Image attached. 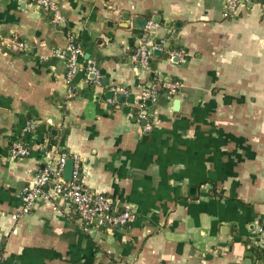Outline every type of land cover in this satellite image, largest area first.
<instances>
[{
  "label": "crops",
  "instance_id": "crops-1",
  "mask_svg": "<svg viewBox=\"0 0 264 264\" xmlns=\"http://www.w3.org/2000/svg\"><path fill=\"white\" fill-rule=\"evenodd\" d=\"M57 1L62 28L27 0H0L2 263L264 264L254 243L264 224V0L229 14L228 0ZM144 19L163 46L149 71L135 56ZM67 32L83 51L70 87ZM168 81L180 82L175 94L143 97ZM15 141L30 154L13 157ZM63 151L82 158L84 184L112 211L134 219L86 225L62 198L14 219L23 189Z\"/></svg>",
  "mask_w": 264,
  "mask_h": 264
},
{
  "label": "built area",
  "instance_id": "built-area-1",
  "mask_svg": "<svg viewBox=\"0 0 264 264\" xmlns=\"http://www.w3.org/2000/svg\"><path fill=\"white\" fill-rule=\"evenodd\" d=\"M30 5L47 11L51 16V22L54 26L62 28L66 23V18L62 12L61 5L57 0H27ZM254 0H228L227 14L235 11L242 3L251 5ZM156 24L148 21L146 24V38L138 45L135 56L144 71H149L150 60L153 50H162L163 46H156L151 35ZM69 52L67 56L66 82L68 86H72L75 76L80 69V58L83 55L82 46L77 38L67 32ZM15 48L18 50H26L28 48L24 41H16ZM178 56L182 61L185 59L184 54L180 51L170 52ZM60 57H65L66 50L59 51ZM163 86L168 89L171 94H175L180 88V82L168 81ZM112 89L115 90V87ZM127 93V90H123ZM159 96L158 87H152L143 91V97L156 100ZM35 125L27 122L26 131H32ZM151 124H146V129H151ZM30 154V149L25 143L20 141L13 142L11 146V155L13 157H26ZM68 158L74 160V169L72 179L67 180L64 177V168ZM64 199L76 206L79 216L86 225H116L127 224L134 219V214L130 211L116 212L111 210L108 196L99 191H92L83 182V164L82 158L77 155L63 151L56 159H49L43 167L35 174L31 184L23 189L21 194L22 206L21 211L13 213L11 216L18 219L22 214L29 213L39 201H51L53 199ZM255 245L264 246V224L258 227L257 234L254 239ZM3 259L0 255V264Z\"/></svg>",
  "mask_w": 264,
  "mask_h": 264
},
{
  "label": "water",
  "instance_id": "water-1",
  "mask_svg": "<svg viewBox=\"0 0 264 264\" xmlns=\"http://www.w3.org/2000/svg\"><path fill=\"white\" fill-rule=\"evenodd\" d=\"M147 22H148L147 19H144V23H143L142 25H139V26H140L141 28H144V27L146 26ZM157 43H160V42L158 41ZM154 53H155V54H159L160 52H159L158 49H155V50H154ZM167 57H168V54H167ZM91 75H92V78H93V79L96 78V73H95V72H92ZM105 80H106V79H102L101 81H103V83H104ZM106 95H107L109 98H112L113 95H114V93H113V91L108 90V91L106 92ZM120 98L122 99L123 96H120ZM149 101L151 102L152 100L150 99ZM176 105H178V102H176ZM73 169H74V160H73L72 158H68L67 161H66V164H65V168H64V177H65V179H67V180L72 179V176H73Z\"/></svg>",
  "mask_w": 264,
  "mask_h": 264
},
{
  "label": "trees",
  "instance_id": "trees-1",
  "mask_svg": "<svg viewBox=\"0 0 264 264\" xmlns=\"http://www.w3.org/2000/svg\"><path fill=\"white\" fill-rule=\"evenodd\" d=\"M63 27H65V26H63ZM137 49V48H136ZM136 52V51H135ZM158 89H159V91L160 90H165L166 88L164 87V86H162V87H158ZM167 90V89H166Z\"/></svg>",
  "mask_w": 264,
  "mask_h": 264
}]
</instances>
